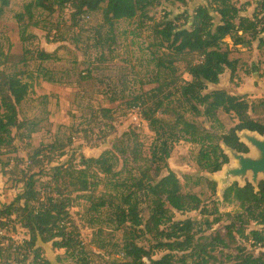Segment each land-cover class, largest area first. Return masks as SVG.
<instances>
[{
    "label": "trees",
    "instance_id": "trees-1",
    "mask_svg": "<svg viewBox=\"0 0 264 264\" xmlns=\"http://www.w3.org/2000/svg\"><path fill=\"white\" fill-rule=\"evenodd\" d=\"M154 1L35 0L26 6L25 13L16 15L21 24L20 39L26 43L37 37L29 32L30 22L24 24L25 17L28 21L35 19V8L52 14L69 4L74 11L73 21L85 13H100L102 24L97 31L100 35L104 28L113 31L119 22L139 19L144 25V20L152 19L150 8ZM10 6L11 0H0V19ZM261 8L264 10V2ZM242 12L235 0H206L195 10L181 14L185 20L183 26L170 18L158 25L155 34L162 47L174 56L196 54L200 61L187 64L191 80L178 87L175 85L179 83L176 68L172 67L170 71L163 68L165 63H173L169 60L171 56L161 50L160 54L154 55L157 77L161 78L164 72L169 73L175 78V90L167 95L164 87L158 86L153 94H149L147 102L137 104V107L141 105L142 119L155 134L143 166L134 172L127 171L128 162L125 160L120 168L121 156L126 151L114 148L106 150L98 158L79 155L77 159L54 167L48 184L50 191L46 194L38 190L35 174L25 176V191L8 205L0 202V218L17 215L29 239L0 248V256L15 257L16 264H50L44 258L39 243H51L54 249H64L71 255L83 251L80 231L69 211L74 200L66 187H71L72 192L78 193L76 198L87 199L89 211L99 216L108 215L113 230L122 232V246L110 258L109 264H145V258L149 264H212L216 252L232 248L240 257L235 264H264V181L260 182L257 191L249 182L244 187L235 182L225 191L223 203L237 206V211L225 214L231 220L224 234L200 235L194 222L176 217L177 213L198 211L209 229L220 222V202L215 199L217 184L205 179L203 174L220 172L229 163L222 144L239 153L249 152V148L240 142L237 132L248 130L264 136V122L261 120L264 99L250 102L245 95L219 88L221 77L227 71L232 80L237 74L239 62L233 58L237 47L250 45L254 40L258 41V48L264 45V28L258 29V14L246 16ZM38 55L42 61H50L54 57L44 51ZM9 59L10 55L0 47V147L4 149L12 147L27 127L20 118L19 106L28 86L17 83L5 72L3 68ZM44 76L46 82L55 84L46 73ZM211 86L215 87L214 90H210ZM219 112L236 120V126L226 130L218 117ZM186 113L205 118L211 124L210 129L201 130L189 122ZM185 135V140L199 147L195 162L202 175L196 178L195 185L208 181L214 186V195L209 200L186 192L185 185L169 167L173 150ZM44 152L47 151L42 150L38 155L43 157ZM133 156L135 163L143 159L141 151ZM124 172L128 175L124 176ZM184 178L186 181L191 179L188 175ZM211 216L217 218L210 221ZM251 223L260 227L248 233L255 248L262 249L258 254L239 243ZM27 252L31 256L23 254ZM158 253L162 256L156 258ZM78 261L79 264H88L85 258Z\"/></svg>",
    "mask_w": 264,
    "mask_h": 264
},
{
    "label": "rangeland",
    "instance_id": "rangeland-1",
    "mask_svg": "<svg viewBox=\"0 0 264 264\" xmlns=\"http://www.w3.org/2000/svg\"><path fill=\"white\" fill-rule=\"evenodd\" d=\"M34 1L11 0L10 8L0 19V47L10 55L3 69L17 83L28 86L19 106L20 118L27 123V127L12 147H0V202L5 205L12 203L18 194L25 191V176L35 174L38 190L42 194L49 192L53 168L70 159H77L79 155L98 158L106 150L119 148L126 151L121 156L120 168L125 160L128 162L127 171L134 172L143 166L155 134L142 119L141 105L137 107V104L147 102L149 94H153L158 86L162 85L167 95L175 90V78L169 73L164 72L161 78L157 77L154 55L160 54L161 50L171 56L169 60L173 63H165L163 68L167 71L176 68L179 83L175 85L178 87L184 81L191 80L187 64L200 61L196 54L174 56L161 46L155 31L168 18L183 26L185 20L180 17L181 14L191 12L198 3L203 5L206 0H185L184 3L178 0H155L150 8L152 19L144 20V25L139 19L119 22L113 31L104 28L100 35L97 34L102 24L100 13H85L73 21L74 11L69 4L52 14L35 8V19L28 21L25 17L24 24L30 22L29 32L37 37L23 43L20 39L21 24L16 15L25 13L26 6ZM263 2L238 1L243 15L258 14L259 30L264 28ZM258 44L254 40L250 45L235 49L233 58L239 62L237 74L232 80L227 71L221 77L220 89L245 95L250 102L264 99V45L258 48ZM43 51L53 54V59L40 60L38 54ZM45 73L55 84L45 81ZM214 88L211 86L210 90ZM185 116L201 130L211 127L203 117H195L190 113ZM218 117L226 130L237 124L236 120L223 112H219ZM261 118L264 122V112ZM42 150L47 152L40 157L38 152ZM137 151H141L143 159L135 163L133 154ZM198 152L197 144L184 139L175 146L168 164L185 185L186 192L196 193L202 199L209 200L214 195V186L208 181L199 186L194 183L202 175L195 162ZM229 158V163L222 170L235 168L232 166L231 152ZM127 175L124 172V176ZM185 175L191 179L186 181ZM208 176L217 178L213 174ZM258 179L264 180V175H259ZM252 181L253 175L248 173L245 178L232 177L223 188L217 183L215 199L220 202L218 208L222 217L211 229L198 211L177 213L176 217L178 220L189 219L194 222L200 235L213 232L224 234L231 220L225 214H234L237 206L223 203V189L234 182L245 185ZM60 184L65 188L63 183ZM66 188L74 200L69 211L80 231L83 251L71 255L64 249H54L51 243H39L44 258L50 264H79L78 260L82 258L87 259L88 264H109L110 258L122 246V232L113 230L108 215L99 216L89 211L87 199L76 198L78 193L72 192L71 187ZM215 218L211 216L210 221ZM259 228V225L251 223L245 237L239 240L241 245L257 254L262 249L255 248L248 233ZM0 234L4 242V245L0 243V248H5L9 243L21 244L29 239L17 215L0 218ZM23 254L31 256L29 252ZM160 256L162 253H158L156 258ZM214 256L216 258L212 259V264H235L240 260L234 248L218 251ZM14 258L3 254L0 264H16ZM143 261L149 264L148 259Z\"/></svg>",
    "mask_w": 264,
    "mask_h": 264
},
{
    "label": "water",
    "instance_id": "water-1",
    "mask_svg": "<svg viewBox=\"0 0 264 264\" xmlns=\"http://www.w3.org/2000/svg\"><path fill=\"white\" fill-rule=\"evenodd\" d=\"M238 138L240 139V142L245 144L249 148L248 153H239L236 150H233L229 147H227L225 144H222V148L224 153L229 158V153L231 152L233 155V165L235 168H227L226 170H221L220 172H217L213 174L215 179L210 178L209 174H204L203 177L209 181L218 183L221 188L224 187V185L232 178H245L248 173H252L253 175V181L249 182L252 184L256 191L258 190V186L260 182L264 180H259V175H264V139L260 137H264L260 135L257 132H251L248 130H243L240 132H237ZM257 135V136H256ZM243 137H246L248 141H245ZM253 146L254 148L258 149V155L257 157H249V154L251 153L250 147ZM230 160V158H229ZM235 183V182H234ZM238 183V182H237ZM217 184V189H218ZM247 184V183H246ZM240 185L241 187L246 186ZM232 184H229L227 188L223 189V196L225 191L231 186Z\"/></svg>",
    "mask_w": 264,
    "mask_h": 264
},
{
    "label": "bare ground",
    "instance_id": "bare-ground-1",
    "mask_svg": "<svg viewBox=\"0 0 264 264\" xmlns=\"http://www.w3.org/2000/svg\"><path fill=\"white\" fill-rule=\"evenodd\" d=\"M256 136H257V135H256ZM260 138H263V139H264V137H260ZM243 139H244L245 141H248V139H247L246 137H243ZM250 149H251V153L249 154V157H250V158H251V157H257V155H258V149H257V148H254L253 146H251Z\"/></svg>",
    "mask_w": 264,
    "mask_h": 264
},
{
    "label": "crops",
    "instance_id": "crops-1",
    "mask_svg": "<svg viewBox=\"0 0 264 264\" xmlns=\"http://www.w3.org/2000/svg\"><path fill=\"white\" fill-rule=\"evenodd\" d=\"M235 1L237 2V5H239V4H238V1H239V0H235ZM240 1H241V0H240ZM242 1H243V0H242ZM198 6H200V3H198L197 6H196L193 10H195ZM193 10H192V11H193Z\"/></svg>",
    "mask_w": 264,
    "mask_h": 264
},
{
    "label": "built area",
    "instance_id": "built-area-1",
    "mask_svg": "<svg viewBox=\"0 0 264 264\" xmlns=\"http://www.w3.org/2000/svg\"><path fill=\"white\" fill-rule=\"evenodd\" d=\"M0 243H1L2 245H4V242H3V239H2V237H1V234H0Z\"/></svg>",
    "mask_w": 264,
    "mask_h": 264
}]
</instances>
